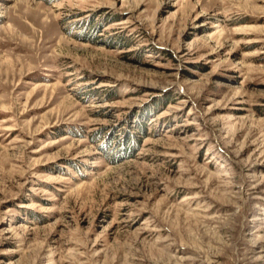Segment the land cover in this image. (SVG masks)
<instances>
[{
    "label": "rangeland",
    "instance_id": "374dc122",
    "mask_svg": "<svg viewBox=\"0 0 264 264\" xmlns=\"http://www.w3.org/2000/svg\"><path fill=\"white\" fill-rule=\"evenodd\" d=\"M0 264H264V0H0Z\"/></svg>",
    "mask_w": 264,
    "mask_h": 264
}]
</instances>
